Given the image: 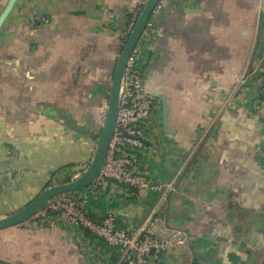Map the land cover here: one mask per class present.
Here are the masks:
<instances>
[{"label": "crops", "instance_id": "obj_1", "mask_svg": "<svg viewBox=\"0 0 264 264\" xmlns=\"http://www.w3.org/2000/svg\"><path fill=\"white\" fill-rule=\"evenodd\" d=\"M140 2L17 1L0 30V218L79 174L62 165L89 164L94 140L68 133L51 105L97 132ZM150 24L144 86L168 105L164 131L155 98L160 119L141 155L155 189L88 206L96 220L135 227L166 193L157 236L181 231L186 242L160 264H264V119L249 109L264 113V0H169ZM0 264L90 259L69 228L20 225L0 231Z\"/></svg>", "mask_w": 264, "mask_h": 264}, {"label": "built area", "instance_id": "obj_2", "mask_svg": "<svg viewBox=\"0 0 264 264\" xmlns=\"http://www.w3.org/2000/svg\"><path fill=\"white\" fill-rule=\"evenodd\" d=\"M145 1L141 0L137 11L128 17L121 46L129 37ZM168 1L157 0L152 16ZM150 26L149 21L127 61L120 84L116 127L101 173L86 189L53 198L23 224L29 228L63 226L71 229L90 264H160L163 255L186 242L181 231H175L167 239L157 236L160 227L166 230L163 219L166 193L135 227H119L112 214L96 220L88 206L90 196L107 197L118 192L123 199H139L155 189L141 161L151 129L160 119L156 99L144 86L150 57L146 49ZM261 90L264 93V87ZM106 108L107 104L102 107V119ZM103 244L112 250H105Z\"/></svg>", "mask_w": 264, "mask_h": 264}, {"label": "water", "instance_id": "obj_3", "mask_svg": "<svg viewBox=\"0 0 264 264\" xmlns=\"http://www.w3.org/2000/svg\"><path fill=\"white\" fill-rule=\"evenodd\" d=\"M18 0H8L5 7L0 13V30L3 27L5 21L10 16L13 8L15 7ZM157 0H146L144 6L136 20V23L127 38V40L121 46L119 56L116 61V65L111 77L110 87L108 91L107 98V108L103 118L102 126L99 133H93L90 130L80 128L76 126L68 115L62 113L56 106L51 105V107L56 111L58 118L61 120L64 127L72 133L88 136L90 139L94 140L95 147L93 151L92 158L87 165V167L80 173L78 177L69 182H64L61 184L53 185L44 189L36 198H34L27 205L21 209L15 211L14 213L0 218V231H4L13 227H17L26 223L30 218H32L36 213L50 200L60 196L62 194L74 193L90 186L96 177L101 173L107 153L109 150V145L113 137L115 127H116V117L118 112V100H119V90L121 80L124 74V70L127 61L136 46L141 35L145 31L156 7ZM256 76L259 73L255 74ZM264 86V82H263ZM258 92L257 81H253V98L256 97ZM154 98H159L161 102V119L164 131H166L167 126V115H168V105L166 99L162 95H157L152 93ZM264 100V95L260 96ZM251 112L264 119V113L255 111L250 105Z\"/></svg>", "mask_w": 264, "mask_h": 264}, {"label": "trees", "instance_id": "obj_4", "mask_svg": "<svg viewBox=\"0 0 264 264\" xmlns=\"http://www.w3.org/2000/svg\"><path fill=\"white\" fill-rule=\"evenodd\" d=\"M255 78V77H254ZM101 122H102V120H101ZM98 129L100 130L101 129V124L99 125V127H98ZM68 131V130H67ZM68 133H71L70 131H68ZM67 167H71V172H73V174H78V173H81L86 167H80V168H76L75 167V165L74 164H64V165H62V167H61V171H63L65 168H67ZM66 179V178H65ZM70 177L69 178H67L66 180H64V182H69L70 181ZM50 184H51V181H50V183L47 185V186H50ZM103 248L105 249V250H112L109 246H107V245H105V244H103Z\"/></svg>", "mask_w": 264, "mask_h": 264}, {"label": "rangeland", "instance_id": "obj_5", "mask_svg": "<svg viewBox=\"0 0 264 264\" xmlns=\"http://www.w3.org/2000/svg\"><path fill=\"white\" fill-rule=\"evenodd\" d=\"M103 120V119H102ZM103 122V121H102ZM102 122H101V124H102ZM100 125V124H99ZM80 175V173L78 174V175H75V177H71V179L70 180H73V179H75L76 177H78ZM64 180H66L65 178L64 179H61L60 181H58V182H54V184L55 185H57V184H61V183H64Z\"/></svg>", "mask_w": 264, "mask_h": 264}, {"label": "flooded vegetation", "instance_id": "obj_6", "mask_svg": "<svg viewBox=\"0 0 264 264\" xmlns=\"http://www.w3.org/2000/svg\"><path fill=\"white\" fill-rule=\"evenodd\" d=\"M102 108V107H101ZM102 112V111H101ZM100 116H101V114H100ZM101 119H102V117H101ZM103 121V120H102ZM100 124H101V120H100ZM101 126H102V124H101ZM69 131V130H68ZM100 132V130L99 129H97V132L96 133H99Z\"/></svg>", "mask_w": 264, "mask_h": 264}]
</instances>
